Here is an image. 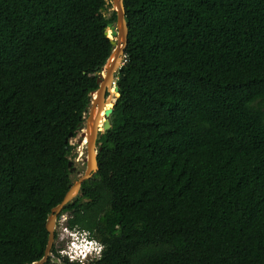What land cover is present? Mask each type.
<instances>
[{
  "label": "trees",
  "instance_id": "1",
  "mask_svg": "<svg viewBox=\"0 0 264 264\" xmlns=\"http://www.w3.org/2000/svg\"><path fill=\"white\" fill-rule=\"evenodd\" d=\"M124 6L99 169L61 215L104 244L98 264H264V0ZM111 9L0 0V264L45 255L73 182L67 138L112 52Z\"/></svg>",
  "mask_w": 264,
  "mask_h": 264
},
{
  "label": "water",
  "instance_id": "2",
  "mask_svg": "<svg viewBox=\"0 0 264 264\" xmlns=\"http://www.w3.org/2000/svg\"><path fill=\"white\" fill-rule=\"evenodd\" d=\"M112 4V11L116 13L117 20L115 24H109L108 29L111 30V36H109L108 30L106 31V35L110 38L112 44V52L104 67L102 68V72L99 74L97 83L98 89L90 93L88 97V107L85 109L83 121L78 125V131L82 132V140L86 138L87 144V158L86 162V170L85 172L79 176V178L72 182L70 185V189L65 195L62 202L54 207L51 210V213L48 217L47 221V231L49 233L48 244L45 250L44 257L33 264H46L49 260V257L52 254V249L55 244V229L56 222L58 217L61 215L64 208L74 202L80 193L84 182L91 180L94 175L98 172L99 164H98V154L101 152L102 147L99 144L98 140L103 133L111 129V121L110 117L114 112V105L112 108L106 109V102L112 98L110 96L106 99V91L107 88L115 87V102L120 97L119 87L116 85V75L119 69L124 65L125 62V51L128 45V35L129 29L126 19V10L124 6V0H109ZM104 112V118L102 124H100L102 120V113ZM74 137L73 133H70L69 138H67V142L70 141L71 138ZM70 172L76 171L75 167H72L73 162L69 161Z\"/></svg>",
  "mask_w": 264,
  "mask_h": 264
},
{
  "label": "clouds",
  "instance_id": "3",
  "mask_svg": "<svg viewBox=\"0 0 264 264\" xmlns=\"http://www.w3.org/2000/svg\"><path fill=\"white\" fill-rule=\"evenodd\" d=\"M67 229L66 246L62 253L63 264H98L103 259L105 246L89 230Z\"/></svg>",
  "mask_w": 264,
  "mask_h": 264
},
{
  "label": "rangeland",
  "instance_id": "4",
  "mask_svg": "<svg viewBox=\"0 0 264 264\" xmlns=\"http://www.w3.org/2000/svg\"><path fill=\"white\" fill-rule=\"evenodd\" d=\"M111 11H112V9H111ZM108 31L110 32V36H111V30L108 29ZM115 81L117 83V80H115ZM116 95H117L116 93H112L113 100H111L109 102V105L106 106V109L113 107V105L115 104L114 98ZM84 131H85V129L83 131H80V130L77 131L76 136L70 139V145L72 146V150H71V154L69 156V161H72L73 162L72 167L76 168V171H74L70 174L72 181L77 180L79 178V176L82 175L86 170V162H85V159L87 158L86 138L83 140L82 143H80V141L82 140V132H84ZM66 218H67V216L65 215V216H63V218L61 220L62 232H61L58 240L54 244V245H56L58 253L60 254V256H62L63 249L66 246V236H67V232L69 231V229H67L68 225L66 222L67 221ZM55 258H56L55 262H57V259H59V257H55Z\"/></svg>",
  "mask_w": 264,
  "mask_h": 264
},
{
  "label": "flooded vegetation",
  "instance_id": "5",
  "mask_svg": "<svg viewBox=\"0 0 264 264\" xmlns=\"http://www.w3.org/2000/svg\"><path fill=\"white\" fill-rule=\"evenodd\" d=\"M111 89H114L115 90V87L114 86H112L111 88H107V91H106V99H108L110 96H112V94H111ZM116 93V92H115ZM90 106V105H89ZM84 140V139H83ZM67 216V218H66V222H67V225H68V219H69V212H67V213H65V214H63V215H60L59 217H58V219H57V222H56V229H55V236H56V240H55V242L58 240V238H59V236H60V234H61V232H62V229H61V225H62V223H61V220H62V218H63V216ZM55 247H56V245H55ZM56 249H57V247H56ZM58 251V250H57Z\"/></svg>",
  "mask_w": 264,
  "mask_h": 264
},
{
  "label": "bare ground",
  "instance_id": "6",
  "mask_svg": "<svg viewBox=\"0 0 264 264\" xmlns=\"http://www.w3.org/2000/svg\"><path fill=\"white\" fill-rule=\"evenodd\" d=\"M108 33H109V36H110V32L108 31ZM112 93H115V90L114 89H111V94ZM111 100H113V96H112V98L111 99H109L107 102H106V106H108L109 105V102L111 101ZM102 120H101V122H100V124H102V122H103V118H104V112L102 113Z\"/></svg>",
  "mask_w": 264,
  "mask_h": 264
},
{
  "label": "built area",
  "instance_id": "7",
  "mask_svg": "<svg viewBox=\"0 0 264 264\" xmlns=\"http://www.w3.org/2000/svg\"><path fill=\"white\" fill-rule=\"evenodd\" d=\"M56 258H54V261H55ZM57 264H63V260H62V256L59 257V259H57Z\"/></svg>",
  "mask_w": 264,
  "mask_h": 264
}]
</instances>
